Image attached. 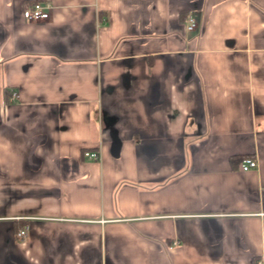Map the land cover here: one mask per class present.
I'll return each mask as SVG.
<instances>
[{
    "label": "crops",
    "instance_id": "0c3cea01",
    "mask_svg": "<svg viewBox=\"0 0 264 264\" xmlns=\"http://www.w3.org/2000/svg\"><path fill=\"white\" fill-rule=\"evenodd\" d=\"M257 262L264 0H0V264Z\"/></svg>",
    "mask_w": 264,
    "mask_h": 264
},
{
    "label": "built area",
    "instance_id": "2783aa9c",
    "mask_svg": "<svg viewBox=\"0 0 264 264\" xmlns=\"http://www.w3.org/2000/svg\"><path fill=\"white\" fill-rule=\"evenodd\" d=\"M49 7V4L46 2H41V1H34L31 3H28L24 6L23 11H22V16L25 20L27 21H37V20H43L47 19L49 17L47 8ZM187 20V25L186 28L187 30H192L196 27L197 22L196 20L192 17H186ZM85 156L92 158V159H98L99 154L97 152H89L85 151L84 152ZM257 166V162L254 158L250 157H244L239 161V168L241 171H247L249 169H253ZM26 233L25 229H21L17 232V236L22 237ZM255 264H262L261 262H257Z\"/></svg>",
    "mask_w": 264,
    "mask_h": 264
}]
</instances>
